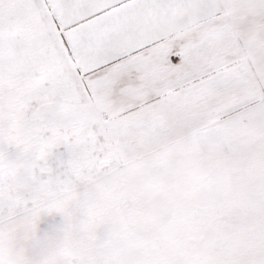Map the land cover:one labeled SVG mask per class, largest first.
I'll list each match as a JSON object with an SVG mask.
<instances>
[{
  "label": "snow or ice",
  "instance_id": "1",
  "mask_svg": "<svg viewBox=\"0 0 264 264\" xmlns=\"http://www.w3.org/2000/svg\"><path fill=\"white\" fill-rule=\"evenodd\" d=\"M0 264H264V0H0Z\"/></svg>",
  "mask_w": 264,
  "mask_h": 264
}]
</instances>
